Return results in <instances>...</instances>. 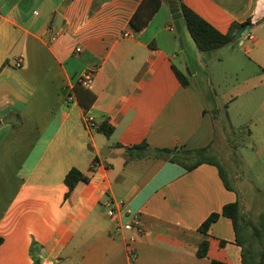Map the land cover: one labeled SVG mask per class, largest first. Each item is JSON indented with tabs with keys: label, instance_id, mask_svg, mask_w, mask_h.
Returning a JSON list of instances; mask_svg holds the SVG:
<instances>
[{
	"label": "crops",
	"instance_id": "0c3cea01",
	"mask_svg": "<svg viewBox=\"0 0 264 264\" xmlns=\"http://www.w3.org/2000/svg\"><path fill=\"white\" fill-rule=\"evenodd\" d=\"M142 1L0 0V264H33L32 248L41 264H242L230 218L200 230L239 200L219 169L188 170L127 148L212 151L232 147L230 131L239 129L248 153L264 154V0H183L222 33L251 21L236 44L211 54L185 26L182 48L168 1L134 33L130 20ZM182 69L188 86L176 74ZM208 69H226L237 85L219 94L202 75ZM76 89L95 96L88 110ZM221 113L228 125L217 141ZM102 124L114 128L110 137L98 131ZM72 169L89 181L69 192ZM133 217L142 232L117 235Z\"/></svg>",
	"mask_w": 264,
	"mask_h": 264
},
{
	"label": "trees",
	"instance_id": "16d2710c",
	"mask_svg": "<svg viewBox=\"0 0 264 264\" xmlns=\"http://www.w3.org/2000/svg\"><path fill=\"white\" fill-rule=\"evenodd\" d=\"M168 0H143L138 9L130 20V28L136 34L143 32L160 11L163 3ZM180 11L182 13V20L192 37L197 49L204 54H211L224 47L234 45L238 41V33L247 27L251 26V21L244 24H232L228 33H222L212 26L208 21L203 19L200 15L190 9L183 0H177ZM176 74L184 86H188V78L184 74L176 71ZM82 84L79 83L78 86ZM78 98L85 110H88L95 101V96L86 91L81 94L79 89H76ZM1 124V121H0ZM98 131L110 137L114 133V128L108 124H102L98 127ZM127 151H140L142 154H147V157L153 159H165L173 163L180 164L188 170H193L203 163L215 165L219 169L220 176L228 189H231L230 184L226 179L225 167L215 158L210 157L211 147H204L196 150L181 149H151L148 143H142L132 148H127ZM89 177L78 169H72L66 176L65 182L72 192L80 182H88ZM69 197V194L67 195ZM225 216L233 221L237 243L242 248V264H264V213L260 216L257 223L245 219L240 200L235 203L226 205L222 213L212 214L200 227L204 233L211 228V226L220 218ZM243 220L248 227L246 238H242L240 221ZM2 239L0 238V244ZM209 243L204 241L197 252L198 257L204 258L208 254ZM33 264H41L39 256L33 254ZM212 264H224L218 261H213Z\"/></svg>",
	"mask_w": 264,
	"mask_h": 264
},
{
	"label": "rangeland",
	"instance_id": "374dc122",
	"mask_svg": "<svg viewBox=\"0 0 264 264\" xmlns=\"http://www.w3.org/2000/svg\"><path fill=\"white\" fill-rule=\"evenodd\" d=\"M184 49H186L185 40ZM193 49L196 51V48ZM184 52L185 53L180 54V57L177 59V63L181 68L186 63V58L184 57L186 50ZM182 70L185 77L189 79V71L187 69ZM224 70L226 69H208V77L205 73H202L205 81H207V78L212 80L213 86L219 94H221L223 90L227 88L233 89L234 86L237 85L234 76L232 77L230 73L227 74V70L223 72ZM216 73H220L219 77H217ZM219 83L221 85H219ZM222 87L224 89H222ZM256 109V104L251 106V111H249L248 115L245 117H236L235 114H233L234 118L236 117L235 122L237 126H246L252 112ZM226 124V117L221 113L216 119L215 135L217 141L223 139ZM230 132V142L233 146L231 147L227 144H223L222 147L216 148L215 150L213 149L209 156L217 159L225 167L226 179L239 194V200L245 219L257 223L260 216L264 213V154L254 155L248 153L243 146H248L250 143L247 132H240L239 129H233ZM240 228L242 238L245 239L248 233V227L243 220L240 221Z\"/></svg>",
	"mask_w": 264,
	"mask_h": 264
},
{
	"label": "built area",
	"instance_id": "2783aa9c",
	"mask_svg": "<svg viewBox=\"0 0 264 264\" xmlns=\"http://www.w3.org/2000/svg\"><path fill=\"white\" fill-rule=\"evenodd\" d=\"M81 51L80 49H78V52ZM17 67L20 68L21 67V63L19 62L17 64ZM92 83H93V77L92 75H87L84 77V85H86L87 87H91L92 86ZM87 122L89 124L90 127L92 128H96V123L94 122V119L90 116L87 117ZM122 203H120L121 205ZM123 205V204H122ZM128 214H131V211H127ZM108 216L110 218H116L118 216L116 210L114 209H110L108 211ZM132 221H130L129 223L127 224H124V225H121L119 227L116 228V234L119 235L120 233H122L123 231H132L134 229H137L138 231L142 232V230L139 228L140 227V222L137 220L136 217H133L131 219ZM130 244H134L136 242V238L132 237L130 240H129ZM129 255L132 259L135 258V253H134V250L131 248L129 250Z\"/></svg>",
	"mask_w": 264,
	"mask_h": 264
},
{
	"label": "water",
	"instance_id": "95a60500",
	"mask_svg": "<svg viewBox=\"0 0 264 264\" xmlns=\"http://www.w3.org/2000/svg\"><path fill=\"white\" fill-rule=\"evenodd\" d=\"M168 5L170 8L172 19L174 21L175 30L180 35V43H181L182 48H184V40H183L181 33H182V30H183L185 24L182 20V13L180 11L178 1L177 0H168ZM244 30H242V31H244ZM242 31H240L238 33V35H240V33Z\"/></svg>",
	"mask_w": 264,
	"mask_h": 264
}]
</instances>
